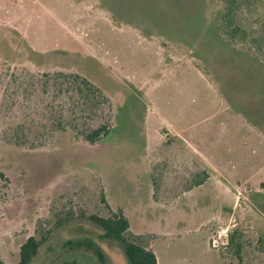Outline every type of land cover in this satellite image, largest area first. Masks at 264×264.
I'll use <instances>...</instances> for the list:
<instances>
[{
	"label": "rangeland",
	"instance_id": "1",
	"mask_svg": "<svg viewBox=\"0 0 264 264\" xmlns=\"http://www.w3.org/2000/svg\"><path fill=\"white\" fill-rule=\"evenodd\" d=\"M224 12L220 0H0V264L29 237L31 264H102L62 249L76 239L127 264L86 219L119 212L157 264H264V0L235 15L244 39ZM103 125L105 139L84 140ZM214 186L238 195L216 222L232 197Z\"/></svg>",
	"mask_w": 264,
	"mask_h": 264
},
{
	"label": "trees",
	"instance_id": "2",
	"mask_svg": "<svg viewBox=\"0 0 264 264\" xmlns=\"http://www.w3.org/2000/svg\"><path fill=\"white\" fill-rule=\"evenodd\" d=\"M245 1L247 0H220L225 10L221 15V20L225 28L228 29L226 34L231 38H245V32L239 28V26L235 25V15ZM72 78L80 82L88 93L98 92L96 88L79 76L74 75ZM80 91L83 92V90ZM110 130L111 128L109 126H100L85 133L84 140L91 144L99 142L109 135ZM261 189L264 191V184H261ZM86 219L91 225L102 231L101 238L103 240L115 243L123 250L127 264H157L156 257L151 250L136 243L135 240H129L125 237V233H128L129 224L121 212L112 213L111 216L107 218L91 215ZM39 247L40 242L34 237H29L19 249V261L17 264H31L38 253ZM62 249L65 251H89L94 254L102 264L107 262L105 253L102 249L89 239L67 240L63 244Z\"/></svg>",
	"mask_w": 264,
	"mask_h": 264
},
{
	"label": "crops",
	"instance_id": "3",
	"mask_svg": "<svg viewBox=\"0 0 264 264\" xmlns=\"http://www.w3.org/2000/svg\"><path fill=\"white\" fill-rule=\"evenodd\" d=\"M214 187H216V189H218V190L223 191L225 194H228V196L230 194V196L232 197L231 207L229 205H227V207H226V205H221V207H218L219 209H218L216 214L212 213L213 218L211 219V221L214 220L216 222V219H218L219 217H225L226 219H228L229 217L232 216V214L234 212L233 210L235 209V207L237 205L238 195L236 194L235 191H233L235 189H229V186H214ZM195 188H198L197 190H201L202 188H206V186L198 185L197 187L195 186ZM193 189H194V187H193ZM193 189H190V191H188V192H191V190H193ZM197 206H200V205L197 204L195 206V208ZM223 210H225L224 214H223ZM223 231L224 230H221V233ZM156 262H157V260H156Z\"/></svg>",
	"mask_w": 264,
	"mask_h": 264
}]
</instances>
